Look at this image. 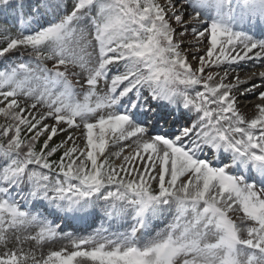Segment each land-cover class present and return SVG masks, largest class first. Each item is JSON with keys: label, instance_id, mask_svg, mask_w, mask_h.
Wrapping results in <instances>:
<instances>
[{"label": "snow or ice", "instance_id": "snow-or-ice-1", "mask_svg": "<svg viewBox=\"0 0 264 264\" xmlns=\"http://www.w3.org/2000/svg\"><path fill=\"white\" fill-rule=\"evenodd\" d=\"M10 8L0 264H264V71L239 75L264 68V0H0ZM97 218L109 227L60 231Z\"/></svg>", "mask_w": 264, "mask_h": 264}, {"label": "bare ground", "instance_id": "bare-ground-1", "mask_svg": "<svg viewBox=\"0 0 264 264\" xmlns=\"http://www.w3.org/2000/svg\"><path fill=\"white\" fill-rule=\"evenodd\" d=\"M189 11H191V9H189ZM185 41H186V43L187 42H194L191 35L186 36ZM189 59H191V55H189ZM215 71H219V72H221V74L223 73L222 69H215ZM253 71H255V72L264 71V68H261V67L252 68L251 62H249V66L247 68H245L244 70L240 71L239 75L243 79V78H245L246 73L251 74V72H253ZM229 79H231V76L229 77ZM250 99L253 101L249 102L248 104L246 102H244V99H241V101H240L241 112H242V114H244L246 116V118H252L254 116V109L252 108V105L258 102L254 98H250ZM116 151H119V149ZM117 163H119V161ZM61 232H63V231H61ZM87 235H89V234H83V236H87ZM67 243H68V240H66V239L61 241L62 245L67 244Z\"/></svg>", "mask_w": 264, "mask_h": 264}, {"label": "rangeland", "instance_id": "rangeland-1", "mask_svg": "<svg viewBox=\"0 0 264 264\" xmlns=\"http://www.w3.org/2000/svg\"><path fill=\"white\" fill-rule=\"evenodd\" d=\"M10 15V17H12V14L10 13L9 14ZM7 20H8V18L7 17H0V25H5V26H7L8 28H10V29H14V32H12V33H16L18 30H19V28L17 27H13L11 24L9 25H7L6 24V22H7ZM49 67H51V62H49V65H48ZM73 82L75 83V79L73 80ZM83 82V81H82ZM253 100H251V102H252ZM24 101L22 100V103H23ZM246 102H248L249 103V100H246ZM27 103H31V101H27ZM49 123H51V121H48ZM77 135H79V133H77ZM59 139H63V137L61 136V137H58V138H56V140H57V142H58V140ZM81 141H78V143H80ZM120 147V145L119 144H117V145H110V151H116L118 148ZM106 223V222H105ZM107 227H109V226H107ZM113 227H115V225H113ZM161 227H163V225L161 226ZM34 231V230H33ZM62 246V244H61V242L60 241H57V242H55V243H51V244H46L45 246H44V248H43V251L46 253L47 251H49V250H59V248ZM26 247H36V245L34 244V243H31V244H29V245H26Z\"/></svg>", "mask_w": 264, "mask_h": 264}]
</instances>
